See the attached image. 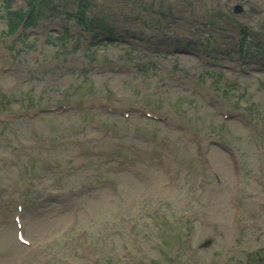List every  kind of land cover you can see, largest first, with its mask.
<instances>
[{
    "label": "rangeland",
    "instance_id": "1",
    "mask_svg": "<svg viewBox=\"0 0 264 264\" xmlns=\"http://www.w3.org/2000/svg\"><path fill=\"white\" fill-rule=\"evenodd\" d=\"M9 9L0 264H264V0H51L12 29Z\"/></svg>",
    "mask_w": 264,
    "mask_h": 264
},
{
    "label": "trees",
    "instance_id": "2",
    "mask_svg": "<svg viewBox=\"0 0 264 264\" xmlns=\"http://www.w3.org/2000/svg\"><path fill=\"white\" fill-rule=\"evenodd\" d=\"M28 1V3H29V6H31V8L34 6V5H36V4H38V5H40V4H42L43 2H44V0H27ZM82 15H83V12L81 13ZM82 18H83V16H82ZM82 20V19H81Z\"/></svg>",
    "mask_w": 264,
    "mask_h": 264
}]
</instances>
